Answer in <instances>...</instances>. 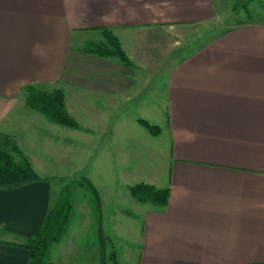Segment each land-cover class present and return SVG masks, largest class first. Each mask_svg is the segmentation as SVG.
Segmentation results:
<instances>
[{
  "label": "crops",
  "instance_id": "0c3cea01",
  "mask_svg": "<svg viewBox=\"0 0 264 264\" xmlns=\"http://www.w3.org/2000/svg\"><path fill=\"white\" fill-rule=\"evenodd\" d=\"M222 4L0 0V134L14 138L41 177L0 188V264H28V251L18 244L40 229L55 202L57 172L43 176L37 166L52 170L51 163L61 161L58 129L63 138V128L84 130L96 142L107 133L111 111L137 98L155 105L161 115L155 121L163 124L159 135L141 142L139 154L158 156L147 183L170 193L166 205L144 203L132 217L140 220L136 264H264V20L222 29L189 49L191 36L217 21ZM103 30L119 39L131 65L83 51L104 39ZM191 57L199 63L190 64ZM182 59L186 64H178ZM163 75L165 90L152 88ZM28 85L62 89L68 114L77 121L75 110L93 123L77 121L81 127L74 129L29 107ZM34 120H42L45 131L31 129ZM31 138L39 145L30 147ZM41 153L51 156L42 160ZM68 153L62 161L76 151ZM95 156L88 151L86 159Z\"/></svg>",
  "mask_w": 264,
  "mask_h": 264
},
{
  "label": "rangeland",
  "instance_id": "374dc122",
  "mask_svg": "<svg viewBox=\"0 0 264 264\" xmlns=\"http://www.w3.org/2000/svg\"><path fill=\"white\" fill-rule=\"evenodd\" d=\"M235 3V0H223V7L219 12L221 15L218 14L217 21L198 35L195 33L194 37L191 36L189 49H196L197 44L203 42V38L208 39L213 34H222L220 32L222 29L234 28L246 23L249 19L264 20V0L245 1L244 5H238L233 9ZM189 54L192 56L193 53ZM221 54H224V51ZM175 58L177 57L172 59ZM182 63L186 64L185 60L182 59L178 64ZM192 63L198 64L199 58L196 61L191 57L190 64ZM151 87L165 90V75L152 80ZM148 101L147 98H137L121 103V105L118 104L121 109L117 113L121 111L120 114L117 115L116 112L111 111L112 119L107 127L106 124L102 126L106 127L107 133L103 138L98 136L96 142L95 135L89 136L90 134L85 133L84 130H74L76 133H73L70 129L63 128L65 138L61 136L59 129L55 133L59 140L57 143H64L63 145L57 144L56 148L57 159L61 161L57 164L51 163L57 169L42 170L37 166L43 176L53 171L57 172L55 181L51 183L52 197H56L55 201L60 192L58 190L62 187L65 188L70 184L72 192L71 214L59 240L53 243L50 249L51 261L54 264H102L103 256L104 264H136L139 256L140 220L139 218L132 219V217L138 213V208L145 207V204L132 198L128 186L140 181L147 182L146 171L158 166L155 162L158 160L156 154H154L157 156L156 159L148 158L144 152L139 154L143 141L148 139L150 134L138 123L137 119L149 116L151 117L149 122L163 127L162 122L155 121L161 116L152 110V108L157 110V107L153 104H146ZM98 103L100 105L101 102ZM180 105L191 111L196 110L194 104ZM74 113L79 123H93L88 115L77 112L79 115L77 116L75 110ZM42 118H44L43 115ZM31 129L45 131L42 120L32 121ZM140 138L144 140L141 141ZM156 140L159 142L160 139ZM30 142V147L39 145V142L33 138ZM70 149H75L76 153L69 162L68 160L62 161V157H69L70 153L67 154V151ZM88 151H95L94 159H86ZM40 155L42 160L51 156L47 153ZM161 155L166 160L167 154L164 146ZM83 176L94 185L97 191L95 197L92 194L93 191L78 185V182H73V180L80 181ZM166 179L167 172H161L159 181L165 183ZM101 247L104 248V253H101Z\"/></svg>",
  "mask_w": 264,
  "mask_h": 264
},
{
  "label": "trees",
  "instance_id": "16d2710c",
  "mask_svg": "<svg viewBox=\"0 0 264 264\" xmlns=\"http://www.w3.org/2000/svg\"><path fill=\"white\" fill-rule=\"evenodd\" d=\"M233 9L238 5H244L245 1L254 0H235ZM261 1V0H260ZM103 40L97 43H88L83 51L98 56H115L125 65H131V59L126 55L121 47L119 39L108 30H103ZM26 104L41 112L50 119L64 126L79 129V123L71 117L64 105V93L62 89H55L46 92L33 86H26ZM149 134L157 136L162 129L157 124L151 123L146 119H137ZM16 156L18 158H16ZM41 177L32 168L28 159L21 153L15 140L7 135L0 134V188L13 189L25 184L40 180ZM78 185L93 191L94 197L97 191L92 182L86 177L74 181ZM60 190L54 204L47 210L40 229L26 239L23 244L18 246L28 251V264H54L51 261L50 249L53 243L59 240V236L71 214L72 192L70 184ZM132 198L141 203H151L156 206L166 205L169 198V187H156L153 184L140 181L128 186ZM101 253L104 248L101 247ZM104 257V256H103ZM102 257V264L104 258Z\"/></svg>",
  "mask_w": 264,
  "mask_h": 264
}]
</instances>
